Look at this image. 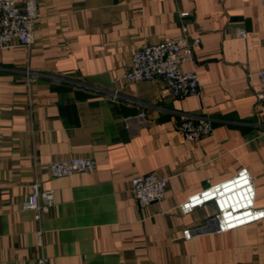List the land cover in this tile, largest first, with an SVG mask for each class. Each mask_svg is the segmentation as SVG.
<instances>
[{"label":"crops","instance_id":"obj_1","mask_svg":"<svg viewBox=\"0 0 264 264\" xmlns=\"http://www.w3.org/2000/svg\"><path fill=\"white\" fill-rule=\"evenodd\" d=\"M183 27L200 39L182 65L199 95L125 79L138 49ZM263 67L262 0H40L33 42L0 48V264H264V220L198 232L214 205L180 210L241 168L264 208ZM186 119L211 120L213 134L186 141ZM74 157L96 171L51 175ZM151 173L167 179L165 198L142 208L131 180ZM35 183L53 192L46 211L24 208Z\"/></svg>","mask_w":264,"mask_h":264},{"label":"built area","instance_id":"obj_2","mask_svg":"<svg viewBox=\"0 0 264 264\" xmlns=\"http://www.w3.org/2000/svg\"><path fill=\"white\" fill-rule=\"evenodd\" d=\"M264 5V0H262ZM40 0H0V48L13 43L29 46L33 42V31L39 20ZM188 16L187 13L182 14ZM183 34L175 39L138 49L132 56L131 68L125 74L129 82L162 80L167 92L176 97L199 95L200 79L195 71L184 72L182 65L194 60L195 48L200 44L199 38L189 40L187 27ZM238 36L244 38L246 32L240 30ZM261 91L258 101L264 109V67L258 72ZM30 81L32 79L30 78ZM144 118L145 114H141ZM179 130L188 142H197L211 136L214 132L211 120L194 122L186 119ZM97 164L91 157H74L52 162L49 171L53 177H70L76 173H94ZM168 181L156 173L136 176L131 180L130 192L140 207L160 202L165 198ZM256 188L247 168H241L237 174L226 181L213 184L202 192L190 196L180 206L183 214H190L198 208L213 204L215 214L207 219L206 225L213 222L215 232L226 233L264 220V208L256 205ZM42 198L44 205L39 204ZM53 205V192L41 191L38 183L32 185V193L24 208L36 212L46 211ZM201 230H198V232ZM195 235L192 229H186L183 236L190 240ZM38 244L41 245L39 235ZM36 264H49L47 256H40Z\"/></svg>","mask_w":264,"mask_h":264},{"label":"water","instance_id":"obj_3","mask_svg":"<svg viewBox=\"0 0 264 264\" xmlns=\"http://www.w3.org/2000/svg\"><path fill=\"white\" fill-rule=\"evenodd\" d=\"M215 230H216V225H215V223L210 222V223H208L207 226H206L203 230H201V231H215Z\"/></svg>","mask_w":264,"mask_h":264}]
</instances>
